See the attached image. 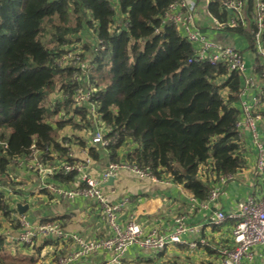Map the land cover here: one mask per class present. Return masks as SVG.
<instances>
[{
  "label": "trees",
  "instance_id": "obj_1",
  "mask_svg": "<svg viewBox=\"0 0 264 264\" xmlns=\"http://www.w3.org/2000/svg\"><path fill=\"white\" fill-rule=\"evenodd\" d=\"M177 1L0 0V249L3 232L18 229L14 203L26 201L18 165L33 150L42 166H54V153L70 162L69 142L84 146L96 127L110 162L147 168L200 199L244 166L237 124L243 79L221 62L188 61L192 44L165 19ZM208 9L219 18L227 14L217 0ZM230 31L243 38L242 50L251 49L250 34ZM68 52L91 64L94 116L74 101L80 71L61 62ZM51 93L57 96L48 100ZM67 125L85 137L60 135ZM88 154L96 156L95 146ZM53 168L45 178L54 182H47L78 185L75 173ZM0 264L13 263L0 253Z\"/></svg>",
  "mask_w": 264,
  "mask_h": 264
},
{
  "label": "crops",
  "instance_id": "obj_2",
  "mask_svg": "<svg viewBox=\"0 0 264 264\" xmlns=\"http://www.w3.org/2000/svg\"><path fill=\"white\" fill-rule=\"evenodd\" d=\"M198 1L201 5L202 1ZM177 10L176 7L172 12ZM199 21L201 30L209 38L239 49L245 45L243 38L235 32H216L208 28L204 12L201 13ZM84 38L92 40L89 32H85ZM258 95L254 110L260 115L256 126L262 143V154H259L249 129L239 125L244 147V166L226 181L221 183L218 180L214 183L212 187L218 188L215 198L200 199L184 185L174 183L169 178H156L152 175L138 177L128 169H120L113 176L111 183H107L109 178L100 182V188L111 201L123 202L117 214L120 225L133 220L144 233L155 229L160 233L169 234L175 227V217L182 215L187 230L181 235V242L168 243L161 250L131 244L121 255L119 263L111 261L109 252L98 250L68 264H223L224 250L233 246L232 228L236 217L229 214H234L238 202L247 194H264V169L257 166L260 157L264 160V91ZM246 99L252 102L250 96ZM242 119L243 114L240 121ZM63 133L85 137L83 131L68 125L60 130V135ZM84 144L81 146L76 140L69 142V152L74 158H90L88 173L100 179L102 171L110 163L108 150L91 141ZM92 145L95 146L96 156L88 154V147ZM127 148L119 149L120 155H123ZM53 155L51 163L58 165L61 157L59 158L57 153ZM21 164L18 165L16 176L22 181L20 188L29 204L24 214L30 221H56L64 231L77 233L86 239H99L112 234V228L95 199L85 195L62 198L49 194L42 190V185L54 180L45 178L46 175L37 177L25 162ZM216 210H222L228 215L219 224L213 223ZM5 232L6 230L3 234ZM192 242L195 243L194 246L190 245ZM73 248L75 244L69 239L37 237L31 244L25 245L11 243L5 238L0 253L6 254L13 264H53ZM241 264H264V246L259 243L251 246L248 253L241 258Z\"/></svg>",
  "mask_w": 264,
  "mask_h": 264
},
{
  "label": "built area",
  "instance_id": "obj_3",
  "mask_svg": "<svg viewBox=\"0 0 264 264\" xmlns=\"http://www.w3.org/2000/svg\"><path fill=\"white\" fill-rule=\"evenodd\" d=\"M201 1L200 5L198 0H178L171 5V11L168 12L165 19L181 30L185 38L192 44L193 54L188 61H206L211 64L221 62L226 65L229 71H235L241 75L243 85L240 96L243 119L239 120L237 124L249 129L252 140L261 155L262 143L256 126V120L260 115L254 110V105L258 102V93L264 91V0H217L221 10L227 12L223 18L217 17L208 9V4L212 0ZM176 7L178 10L172 12V9ZM202 12L207 17L208 28L216 32L243 28L251 35L252 43L249 44L251 49L242 50L209 38L200 28L199 19ZM61 62L78 67L80 72L75 74L74 80L80 84L76 88L73 98L77 104H87L91 115L94 116L96 104L91 100V96L95 88L89 80L91 64L75 52H68ZM247 96L251 97V103L247 101ZM91 142L101 146L107 144L100 128L96 127L92 132ZM68 156L73 160L70 162L61 161L59 165L54 166H42L40 156L36 150H33L25 157V164L30 169L38 168L42 176L51 174L54 171L53 167L61 170L62 173H75L78 185L65 187L45 182L42 186L49 193L62 198L85 195L95 199L102 215L112 228V234L99 239H86L77 233L64 231L56 221L32 222L25 214H18L15 211L14 217L17 220L18 229L6 230L4 233L5 238L11 243L31 244L37 237L69 239L75 244V248L68 254L60 256L53 263L68 264L76 258L87 256L98 250L109 252L111 261L119 263L121 255L131 244L161 250L168 243L182 241L181 235L187 230L182 215L175 217V227L169 234L160 233L155 229L144 233L133 220L127 221L122 226L117 221V214L123 202L111 201L100 188V182L114 176L120 169H128L138 177H144L151 175L147 168L141 169L125 162H110L102 171L101 178L96 179L87 170L90 158H74L71 152L68 153ZM257 166L259 169H264V160L261 157ZM231 177L232 175L221 176L219 181L222 183ZM217 194L218 188L214 187L211 189L209 198L213 199ZM20 202L26 201L22 198ZM231 215L236 217L232 228L233 246L224 250L223 264H241V258L248 253L251 246L257 243L264 246V194L262 196H256L253 193L247 194L238 202L236 211L234 214H229V216ZM226 217L228 215L222 210H216L213 215V223L219 224ZM190 245L194 246L195 243L192 242Z\"/></svg>",
  "mask_w": 264,
  "mask_h": 264
},
{
  "label": "water",
  "instance_id": "obj_4",
  "mask_svg": "<svg viewBox=\"0 0 264 264\" xmlns=\"http://www.w3.org/2000/svg\"><path fill=\"white\" fill-rule=\"evenodd\" d=\"M113 179H114V177L110 176L107 183H111L113 181ZM28 208H29V204L27 202L16 201L14 203V210L18 214H24Z\"/></svg>",
  "mask_w": 264,
  "mask_h": 264
},
{
  "label": "rangeland",
  "instance_id": "obj_5",
  "mask_svg": "<svg viewBox=\"0 0 264 264\" xmlns=\"http://www.w3.org/2000/svg\"><path fill=\"white\" fill-rule=\"evenodd\" d=\"M224 33H229L230 31H223ZM46 40H47V38H46ZM57 96V93H51L50 95H49V97H48V100L49 99H51L52 97H56ZM51 118H53V119H57V115H53V116H51ZM47 166V165H46ZM23 188H24V186H23ZM17 201H20V199L19 200H17ZM5 225H7V221H6V224ZM9 225V224H8ZM11 259V258H10ZM20 264H26V263H20Z\"/></svg>",
  "mask_w": 264,
  "mask_h": 264
}]
</instances>
